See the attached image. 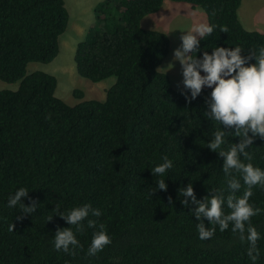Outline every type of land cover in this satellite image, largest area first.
I'll use <instances>...</instances> for the list:
<instances>
[{
    "label": "trees",
    "instance_id": "trees-1",
    "mask_svg": "<svg viewBox=\"0 0 264 264\" xmlns=\"http://www.w3.org/2000/svg\"><path fill=\"white\" fill-rule=\"evenodd\" d=\"M170 1L200 7L208 24L217 26L200 41L197 58L215 46H241L247 56L264 45V33L247 31L240 23L241 0ZM162 4L103 0L96 6L95 22L77 44L74 64L77 74L92 83L110 77L115 83L103 101L70 107L55 96L54 76L26 74L29 64H49L57 57L69 19L64 0H0V81L19 82L15 91H0V264H252L247 243L233 235L231 225L224 232L217 226L215 235L202 241L191 213L195 205L180 203L177 190L189 182L197 200L209 189H224L227 195V185L223 158L207 148L219 127L203 115L211 89L186 102L190 92L176 91L158 71L169 52L168 36L140 25ZM220 26L229 31L220 32ZM226 139L239 142L238 137ZM248 151L253 165L264 169V140L257 136ZM164 156L173 167L164 176L152 175ZM160 179L167 191L150 196ZM241 185L237 195L243 194L242 180ZM21 187L29 191L21 202L38 204L32 215H22L19 204L7 206ZM252 191L249 202L264 209V188ZM84 204L101 210L100 217L88 219L104 224L112 243L88 256L96 229L85 220L82 232L71 226L83 248L74 256L56 251L52 237L58 227L69 225L52 210ZM252 224L262 237L256 264H264V213Z\"/></svg>",
    "mask_w": 264,
    "mask_h": 264
},
{
    "label": "clouds",
    "instance_id": "clouds-1",
    "mask_svg": "<svg viewBox=\"0 0 264 264\" xmlns=\"http://www.w3.org/2000/svg\"><path fill=\"white\" fill-rule=\"evenodd\" d=\"M216 27L198 23L191 30L184 32L185 34L180 37L182 42L180 47L173 51V59L179 61L184 88L190 92V96L185 95L186 102L195 100L205 87L211 89L209 97L205 100L207 110L203 115L215 121L219 127L212 133L213 138L207 143V148L223 158L221 168L225 176L227 195L224 189H209L208 195L197 200L191 182L177 191L182 197L180 199L182 206L187 208L189 203L195 205L191 213L197 221L196 229L200 240L211 239L217 226L220 232H224L231 225V232L242 243H247L246 254L252 264H256L260 256L257 242L262 237L252 224V218L264 213V209L254 206L249 201L254 187L259 185L264 188V169L253 165L251 161L254 157L248 149L252 147L257 136L264 140V45L258 49L248 50L247 56L241 55L244 51L241 46L231 48L215 46L211 48V54L203 50L201 57L197 58V52L201 51L200 41L211 36ZM228 31L227 26H220V32ZM250 60L255 62L249 63ZM172 67L173 64L169 63L163 69H166V73ZM229 137H238L239 142L230 143L229 139H226ZM225 145L227 147H224ZM162 159L163 163L152 169V175L164 176L173 167L167 156ZM234 172L239 174V179L233 175ZM241 180L245 186L244 191L242 195H237L242 187ZM156 185V188H151L150 196L157 190L167 191L165 179L158 180ZM28 194L29 191L24 187L17 189L8 198L7 206L15 208L19 204L22 215H32L37 210V202L32 200L28 206L21 202ZM168 203L172 205L171 197L168 198ZM225 207L228 209L227 212ZM52 211L69 225L56 229L52 237L56 251L74 256L76 249L83 248L71 226H75L77 232H82L85 220L88 228L96 229L92 233L87 250L88 256H95L112 243L105 225L102 223L97 225L96 220L88 219L90 214L93 217H100L102 215L100 209L84 204L65 211L56 206ZM53 216H49L47 222L51 221ZM21 218L22 216L17 217ZM204 219L207 220L208 226L205 225ZM14 227L11 223L9 231L13 232Z\"/></svg>",
    "mask_w": 264,
    "mask_h": 264
},
{
    "label": "rangeland",
    "instance_id": "rangeland-1",
    "mask_svg": "<svg viewBox=\"0 0 264 264\" xmlns=\"http://www.w3.org/2000/svg\"><path fill=\"white\" fill-rule=\"evenodd\" d=\"M102 1L64 0L69 19L65 32L59 38L57 57L49 64L31 63L26 69V74L40 71L54 76L57 81L55 96L70 107L88 100L103 101L106 91L115 83V77L92 83L77 74L74 64L76 46L85 39L88 30L94 24V10ZM238 19L245 30L264 33V0H241ZM198 23L208 24L206 14L200 7H191L188 4L170 0H163L158 12L144 17L140 22L143 29L162 32L168 36L169 52L158 67V71L169 77L176 91H182L185 88L182 68L179 61L173 59V51L180 47L181 35ZM169 63H172L173 67L165 73L166 69L163 68H166ZM18 87L19 82L8 84L0 81V91H15ZM75 92H81L82 96L78 98Z\"/></svg>",
    "mask_w": 264,
    "mask_h": 264
}]
</instances>
